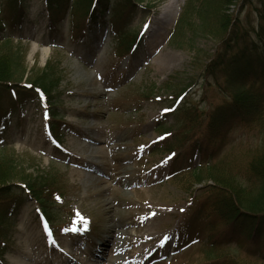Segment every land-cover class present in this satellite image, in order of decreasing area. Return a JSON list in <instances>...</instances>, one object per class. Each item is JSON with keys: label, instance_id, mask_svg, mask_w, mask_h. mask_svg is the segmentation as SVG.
<instances>
[{"label": "rangeland", "instance_id": "374dc122", "mask_svg": "<svg viewBox=\"0 0 264 264\" xmlns=\"http://www.w3.org/2000/svg\"><path fill=\"white\" fill-rule=\"evenodd\" d=\"M187 1L143 0L136 3L130 23L122 26L125 29L104 25L80 43L71 36L79 28L73 31L68 14L51 28L44 1L30 0L26 20L1 34L9 43L0 41V55L19 61L25 77L48 63L59 73L60 83L50 104L31 101L12 116L0 132V158L13 159L33 175L53 171L63 188L53 201L56 221L52 225L44 221L37 203L25 201L12 217L4 239L5 260L0 264H12L19 255L30 256L32 264H100L80 253L99 244L105 232L97 225L107 214L106 206L118 209L114 217L120 216L119 206L124 207L115 204L114 183L103 182L100 173L120 172L123 199L133 204L132 212L139 214L141 223L151 224L158 235L141 260L126 264H210L206 237L222 242L229 231L216 217L208 219L206 208L216 196L235 195L221 186L214 194L212 179L250 188L246 194L239 193L241 201L258 198L264 177L250 170L249 164L264 152V119L230 131L218 153L207 161L197 152L188 155L189 142L177 135L198 136L205 112L226 101L201 70L229 35L231 25L226 20L238 15L241 30L251 31L264 5L255 2L241 9V0H212L210 12L190 13L180 40L172 42ZM165 7L164 26L163 20H155ZM77 13L81 20L82 10ZM133 35L134 43L121 52L126 38ZM0 62L6 61L0 58ZM183 88H187L183 97L176 99ZM172 104L186 105L199 117L173 126ZM49 105H55L60 137L50 130ZM78 139L94 147L91 152L96 157L87 161L89 178L73 172L78 157L84 158ZM182 235L190 237L181 239ZM236 241L240 247L235 242L222 246L229 255L217 264H256L250 252L256 245L242 238ZM117 252L108 248L100 256L111 262Z\"/></svg>", "mask_w": 264, "mask_h": 264}, {"label": "trees", "instance_id": "16d2710c", "mask_svg": "<svg viewBox=\"0 0 264 264\" xmlns=\"http://www.w3.org/2000/svg\"><path fill=\"white\" fill-rule=\"evenodd\" d=\"M142 1L44 0V7L50 17V27L54 29L60 20H63L68 14L73 31L79 28L78 32H72L71 36L81 43L87 34L93 32L94 29L103 28L104 25L125 29L122 26L130 23V14L136 9V3H142ZM233 1L226 0L227 3ZM255 2L264 5V0H241L240 8L243 9L244 6ZM28 3L29 0H0V32L5 31L6 28H13L21 22L27 13ZM211 3L212 0H188L183 10L184 13L179 17L178 25L173 32L172 42L180 40L183 25L190 13H208ZM82 6L85 9H82ZM77 10L83 12L81 20H78L80 16ZM258 18L256 27H250L251 31H249L241 30L238 15L234 18L229 17L226 20L227 25H231L229 35L223 37L220 46L215 48L208 60L203 63L202 75H205L204 77L207 79H212L213 85L221 92V96L226 101L216 104L208 112H205L204 125L198 136L190 138L194 134L187 137L177 135L181 141L184 139L189 142L188 149H186L187 154L190 152L194 155L197 152L207 161L218 153L223 138L230 131L239 126L249 128L264 119V11L262 13L259 11ZM226 22L223 24L225 25ZM135 38L136 35L126 38L124 43L127 46L123 45L121 52L126 53ZM0 41L2 40L0 39ZM7 43L9 41L6 40L5 45ZM8 57L6 53L0 55V58L6 61V64L0 62V132L10 123L16 112L20 113L25 104L36 101L42 96L50 104V100L53 101L56 96L54 91L58 89L60 83L59 73H56L53 68L49 69L48 63L37 71V74L30 73L25 77L26 73L24 67H20V62L15 58L10 61L7 59ZM186 89L183 88L176 99L183 97ZM178 105L172 104L170 108L173 113V126L181 123L184 119L199 117L198 113L190 107ZM53 107L55 105H49L50 126L55 135L60 137V126L57 125L56 120L58 115ZM21 167L7 156L0 158L1 262L5 260L3 258L6 251L4 239L10 224H12V217L19 212L25 201L33 200L37 203L45 220L52 224L56 221L53 201L57 196H61L63 188L60 180H56L55 172H42L33 175ZM249 168L256 172L259 171L264 177L262 171L264 170V152L251 160ZM212 183L216 186V190H211L214 194L219 192L221 186L222 190L227 189L235 195L230 197V193H228L229 195L226 197L216 196L215 200H211L206 208L208 219L216 217L229 231L227 236H223L222 242L215 240L212 236L210 239L206 237L204 246L207 249V258L212 260L210 264H217L223 255H229L224 253V248L231 247L232 242H235L234 246L240 247L241 243L236 240L241 238L251 246L256 245L255 248H251V256L256 258V264H264V184L255 196L258 198L249 202L241 201L242 197H238L239 193L246 194L250 188L240 189V186L238 188L234 183H226L220 178L218 182H214L212 179ZM207 227L210 229L211 223H208ZM189 237L190 235L187 238L186 235H182L181 239L187 240ZM245 264L249 263L245 262Z\"/></svg>", "mask_w": 264, "mask_h": 264}, {"label": "bare ground", "instance_id": "6f19581e", "mask_svg": "<svg viewBox=\"0 0 264 264\" xmlns=\"http://www.w3.org/2000/svg\"><path fill=\"white\" fill-rule=\"evenodd\" d=\"M168 8L165 7L162 11H160V15L156 18L155 21L157 23L163 20L162 25L167 24V20L165 19L168 14ZM47 52V51H46ZM83 139H78V143L81 146L80 152L84 153V158H79L76 160V165L73 167V172L77 174V176H86L89 178V174L86 173L88 163L87 161H92L96 157L91 150L94 148L90 142H83ZM100 177L103 178V182L106 184L114 183L112 190L114 193L115 204H121V211L119 217H114L115 210H118L113 205H107L106 210L107 214L102 216L100 222L97 226L100 228V232H105L102 234L100 238L99 244L92 245L91 249H84L80 254H88L83 258H90L92 261H100V264H126L137 262L141 260L143 253H146L150 248L151 244L149 242H153L154 239H157L158 235L155 231L151 230V224L145 225L141 223L137 213L132 212V203L128 200H124V189L121 188L123 177L118 171H113L111 173H100ZM99 195V193H98ZM97 195V196H98ZM114 203V202H113ZM151 206H148L150 208ZM124 208V209H123ZM153 221V220H152ZM144 231V233H142ZM112 235L113 238H112ZM141 243V244H139ZM115 248L114 259L111 262H107L104 260L100 253L104 249H112ZM92 252H96L97 255H92ZM104 261V263H103ZM12 264H32V260L30 256L19 255L17 258L11 261Z\"/></svg>", "mask_w": 264, "mask_h": 264}, {"label": "snow or ice", "instance_id": "6c2138e0", "mask_svg": "<svg viewBox=\"0 0 264 264\" xmlns=\"http://www.w3.org/2000/svg\"><path fill=\"white\" fill-rule=\"evenodd\" d=\"M165 111H167V109H165ZM165 135H167V133L165 134ZM159 138V137H158ZM167 159V158H166Z\"/></svg>", "mask_w": 264, "mask_h": 264}]
</instances>
